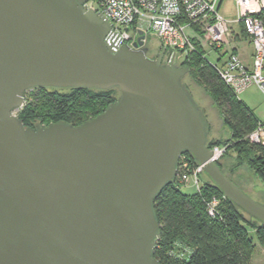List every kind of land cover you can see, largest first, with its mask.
<instances>
[{"label": "water", "instance_id": "1", "mask_svg": "<svg viewBox=\"0 0 264 264\" xmlns=\"http://www.w3.org/2000/svg\"><path fill=\"white\" fill-rule=\"evenodd\" d=\"M122 44L81 0H0V264H160L154 203L190 154L224 197L264 225V205L213 160L185 78ZM38 88L118 90L96 118L26 127Z\"/></svg>", "mask_w": 264, "mask_h": 264}, {"label": "trees", "instance_id": "2", "mask_svg": "<svg viewBox=\"0 0 264 264\" xmlns=\"http://www.w3.org/2000/svg\"><path fill=\"white\" fill-rule=\"evenodd\" d=\"M260 19L264 24V12ZM241 29L244 35L243 27ZM182 64L212 97L224 124L231 131L228 140L209 143L210 149L226 147L224 157L235 154L237 161L247 165L264 183V146L249 139L262 121L235 96L201 56L192 54ZM118 95L119 91L115 89L38 88L25 94V104L17 111V117L26 127L48 126L62 121L80 126L102 114ZM220 162L217 161L222 168ZM184 163H188L191 169L199 166L190 154H184L175 181L163 189L154 203L160 224V239L154 258L160 264H251L257 248L252 235L255 234L258 244L264 247V225L224 198L221 190L208 178L203 181L200 191L193 195L184 194V185L179 181ZM213 198L220 199L215 219L208 215V204Z\"/></svg>", "mask_w": 264, "mask_h": 264}, {"label": "built area", "instance_id": "3", "mask_svg": "<svg viewBox=\"0 0 264 264\" xmlns=\"http://www.w3.org/2000/svg\"><path fill=\"white\" fill-rule=\"evenodd\" d=\"M81 1L86 9L101 13L112 23L113 33L119 36L122 44L134 48L140 33L144 35L145 42L152 34L159 41L160 51L166 49L170 61L173 55L174 62H183L192 54L201 56L235 96L239 97L251 87L264 93V24L260 19L264 12V0H233L238 16L234 21L222 14L223 0ZM236 35L246 36L253 48L250 67L241 60ZM211 54L217 56V62L208 58ZM249 139L264 146V122L258 125ZM226 150V147H214L213 160L219 161ZM181 169L191 177L183 174L180 183L187 185L192 182L200 191L202 168L198 166L190 174V165L184 163ZM219 205L218 198H213L208 204L211 218H217Z\"/></svg>", "mask_w": 264, "mask_h": 264}, {"label": "rangeland", "instance_id": "4", "mask_svg": "<svg viewBox=\"0 0 264 264\" xmlns=\"http://www.w3.org/2000/svg\"><path fill=\"white\" fill-rule=\"evenodd\" d=\"M222 4L223 5L221 7V12L227 19L235 20L238 18L237 8L233 0H223ZM235 27L237 26L235 25ZM236 40H238L236 42V46H238L239 48L238 53L240 54L243 64H245L246 66L252 64V61H247L250 57L252 47L248 43L241 44V42L239 41V35H236ZM148 45L154 52L160 50L159 41L152 34L148 36ZM169 58L170 55H167L166 53L164 63H169ZM208 58L214 63L217 62L218 59L215 54L209 55ZM182 63L183 62L175 61V64L177 65L182 66ZM184 83L187 85L198 106L203 110L206 116L209 125V143H213L215 139H218V141L220 142L228 140L231 137V131L222 121L220 112L217 109L212 97L206 92V90L200 87L197 82H195L191 75H188L185 78ZM239 98L240 100L251 104V106H259V109H261L260 116L262 114L264 115V93H262L259 89L253 87L247 92H244L242 95H240ZM224 155L221 156V159L219 161H221L220 165L222 166L226 176L237 186H239L253 200L264 205L263 181L247 165H245L243 162L237 161L235 154L230 153V155H228L227 157H224ZM193 170L194 168L191 170L190 174H193ZM183 174L188 175L189 173L186 170H182L181 177ZM188 177L191 176L188 175ZM206 179V175H201V184ZM182 192L187 195H193L197 192V189L191 182L182 187ZM252 236L254 238L255 244L257 245V248L255 249L251 264H264V247H261L258 244L255 234H253Z\"/></svg>", "mask_w": 264, "mask_h": 264}, {"label": "crops", "instance_id": "5", "mask_svg": "<svg viewBox=\"0 0 264 264\" xmlns=\"http://www.w3.org/2000/svg\"><path fill=\"white\" fill-rule=\"evenodd\" d=\"M223 5V4H222ZM222 9V8H221ZM231 21H234V20H231ZM247 37L246 36H242V37H240V40L239 41H241V44H245V43H248L249 44V42L247 41V39H246ZM250 46H251V44H249ZM252 47V46H251ZM242 53H243V51H242ZM252 55H253V48H252V51H251V54H250V57H249V59L247 60V61H252ZM252 64H249L248 66L250 67ZM251 88H253V87H251ZM251 88H249V89H251ZM255 88V87H254ZM248 89V90H249ZM247 90V91H248ZM246 91V92H247ZM243 101V100H242ZM249 108H251L253 111H254V113L256 114V116H257V118L260 120V121H262V122H264V115L262 114L261 116H260V110L261 109H259V106H251V104H248L247 102H245V101H243ZM223 121V120H222ZM215 140H218V139H215Z\"/></svg>", "mask_w": 264, "mask_h": 264}, {"label": "flooded vegetation", "instance_id": "6", "mask_svg": "<svg viewBox=\"0 0 264 264\" xmlns=\"http://www.w3.org/2000/svg\"><path fill=\"white\" fill-rule=\"evenodd\" d=\"M144 43H145L144 47L147 49L148 57L152 60H158L161 56L162 51L158 50L157 52H154L151 49V47L148 45V41L147 42L144 41ZM165 57H166V54H164V56L162 57L163 62H165Z\"/></svg>", "mask_w": 264, "mask_h": 264}]
</instances>
